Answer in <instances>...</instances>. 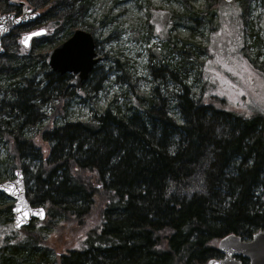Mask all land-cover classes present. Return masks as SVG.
I'll return each instance as SVG.
<instances>
[{"label":"trees","instance_id":"obj_1","mask_svg":"<svg viewBox=\"0 0 264 264\" xmlns=\"http://www.w3.org/2000/svg\"><path fill=\"white\" fill-rule=\"evenodd\" d=\"M17 1L40 16L16 30L43 23L46 33L0 56V182L22 169L29 201L46 216L22 236L0 192V264H207L221 256L213 243L223 236L247 241L264 231V118L230 111L214 96L206 101L202 91L195 96L187 84L191 48L171 47L180 56L174 63L152 55L148 94L121 90L122 105L111 101L86 120L59 123L69 99L88 97L45 58L85 28L97 0ZM11 3L0 0V13L20 12ZM58 8L62 15L52 18ZM208 8L194 16L209 21ZM115 66L121 83L131 80ZM62 226L78 238L52 258L46 239Z\"/></svg>","mask_w":264,"mask_h":264},{"label":"rangeland","instance_id":"obj_2","mask_svg":"<svg viewBox=\"0 0 264 264\" xmlns=\"http://www.w3.org/2000/svg\"><path fill=\"white\" fill-rule=\"evenodd\" d=\"M10 1L11 10L17 0ZM207 6L209 21L194 16L193 11L206 10ZM62 13L58 8L50 15L59 18ZM174 14L186 15L172 20ZM84 23V29L87 26L91 29L96 52L102 60L95 65L96 74L88 80L85 92L80 93L88 99H69L64 118L56 116V122L86 120L94 110L102 111L111 101L113 105H122L125 99L121 90L148 94L152 55L158 53L164 61L174 63L180 56L170 49L182 45L194 51L189 59L187 84L195 96L202 91L206 101L214 96L223 100L222 106L230 111L264 118V0H97ZM42 26L43 23L38 24L34 29ZM26 32V29L13 31L4 39V47L25 48L20 39ZM115 63L122 64L131 80L124 77L123 83L119 81L121 70ZM98 80L99 85L94 87ZM46 110L49 116L51 110L49 107ZM42 120V124L48 122V118ZM3 150L0 146V154ZM12 178L13 173L5 180ZM10 225L16 230L12 212ZM20 234L25 236L24 232ZM67 235L63 230L46 239L52 258L75 244L77 234ZM213 245L217 247V242Z\"/></svg>","mask_w":264,"mask_h":264},{"label":"water","instance_id":"obj_3","mask_svg":"<svg viewBox=\"0 0 264 264\" xmlns=\"http://www.w3.org/2000/svg\"><path fill=\"white\" fill-rule=\"evenodd\" d=\"M226 2L232 0H224ZM21 12H5L0 14V56L4 52V38L18 27L34 22L39 18L38 11L27 9L25 3ZM36 35H31L32 33ZM45 34V29L30 31L21 36L28 37L24 47H29L30 40L39 35ZM93 36L82 29H75L70 37L54 46L47 54L45 63L51 72L63 75L70 73L73 79L70 85L79 93L83 83L88 79L89 74L101 57L95 50ZM0 192L13 199L12 204V225L18 230L27 227L34 219L43 220L46 212L42 206H33L26 196V187L22 169H16L13 178L0 182ZM217 250L221 253L220 258H211L207 264H243L238 257L246 260V264H264V231L255 232L251 239L243 241L238 235L228 234L217 242Z\"/></svg>","mask_w":264,"mask_h":264},{"label":"flooded vegetation","instance_id":"obj_4","mask_svg":"<svg viewBox=\"0 0 264 264\" xmlns=\"http://www.w3.org/2000/svg\"><path fill=\"white\" fill-rule=\"evenodd\" d=\"M18 2H19V1H16L15 3L18 4ZM20 2H22V1H20ZM23 3H25V2H23ZM18 5H19V4H18ZM25 5H26V4H25ZM19 6H20V8L22 9V5H19ZM26 6H27V5H26ZM21 9H20V12H21ZM30 9L33 10L32 8H30ZM33 11H37V10H33ZM11 12H15V11H11ZM20 12H18V13L15 12V13H16V14H19ZM22 26H23V25H22ZM20 27H21V26H20ZM29 31H31V30H28V32H29ZM88 80H89V78H88V79L84 82V84L82 85L81 92H85V88H86V85H87V83H88ZM70 87H72L73 90L75 91V88H74L73 86H70ZM81 92H80V93H81ZM80 93H79V94H80Z\"/></svg>","mask_w":264,"mask_h":264},{"label":"snow or ice","instance_id":"obj_5","mask_svg":"<svg viewBox=\"0 0 264 264\" xmlns=\"http://www.w3.org/2000/svg\"><path fill=\"white\" fill-rule=\"evenodd\" d=\"M31 35H36V33L34 32V33H32ZM27 41H28V37H27V36H25V37L23 38V40H21V43H24V44H26V43H27Z\"/></svg>","mask_w":264,"mask_h":264}]
</instances>
